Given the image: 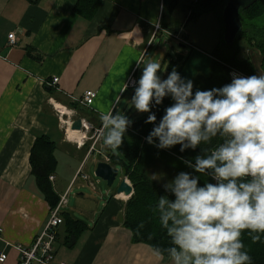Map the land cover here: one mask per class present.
Segmentation results:
<instances>
[{
    "label": "crops",
    "instance_id": "crops-1",
    "mask_svg": "<svg viewBox=\"0 0 264 264\" xmlns=\"http://www.w3.org/2000/svg\"><path fill=\"white\" fill-rule=\"evenodd\" d=\"M80 1L0 0V255L8 256L0 264H19L17 248L31 246L49 218L51 206L32 174L31 155L38 137L47 136L56 145L58 167L50 181L60 198L68 194L63 215L83 221L66 209L74 183L86 181L80 173L84 175V163L91 157L89 141L102 126L99 114L110 111L119 95L120 102L114 106L132 124L149 115L130 107L135 90L130 83L142 74L143 65L138 68L137 60L161 63L165 79L173 68L194 84L198 78L211 76L217 42L211 46V54L196 48L191 38L183 35L186 27L178 21L183 15L181 5L169 20L179 31L174 37L162 26L164 0H100L93 15L89 0L83 2L80 12L77 10ZM215 15L205 14L196 21ZM12 34L16 38L13 46L9 45ZM183 38L184 44L180 40ZM171 40H177L181 49L173 46L169 51ZM188 47L192 54L183 52ZM154 53H159V58H151ZM183 55L188 57L184 69L183 62L176 60ZM248 58L256 75L264 73L261 60ZM54 78H59V83L50 85ZM125 83L128 88L122 91ZM87 91L98 96L91 107L85 108L75 100L82 99ZM60 106L67 111L62 121L57 112ZM79 117L88 127L73 131L72 123ZM69 132L77 133L75 139ZM100 142L98 163H110L108 153L116 150L104 146L102 137ZM73 148L81 163L76 165L71 159L67 180L60 169V158ZM122 196L116 192L90 223L83 221L87 229L73 246L65 244L68 228L64 223L59 228L53 264H171L165 255L158 258L152 246L135 242L133 231L125 225L130 198Z\"/></svg>",
    "mask_w": 264,
    "mask_h": 264
},
{
    "label": "clouds",
    "instance_id": "clouds-1",
    "mask_svg": "<svg viewBox=\"0 0 264 264\" xmlns=\"http://www.w3.org/2000/svg\"><path fill=\"white\" fill-rule=\"evenodd\" d=\"M141 65L130 107L149 113L145 123L154 126L147 143L160 150L180 145L181 153L204 146L194 162L182 158L192 172L162 184L165 194L152 211L169 246L157 248L156 256L166 254L171 264H252L243 237L253 243L264 237V73L234 72L230 83L194 92V82L175 68L162 79L161 63L141 58ZM166 97L173 103L156 123L152 109ZM119 102L118 95L112 109L99 114L103 145L113 151L133 123L116 110ZM214 139L222 142L207 147ZM202 177L210 180L201 184Z\"/></svg>",
    "mask_w": 264,
    "mask_h": 264
},
{
    "label": "trees",
    "instance_id": "trees-1",
    "mask_svg": "<svg viewBox=\"0 0 264 264\" xmlns=\"http://www.w3.org/2000/svg\"><path fill=\"white\" fill-rule=\"evenodd\" d=\"M84 1L81 0L78 5L77 10L79 12ZM182 1L164 0L165 11L162 26H165V29L171 32L174 37L179 34V31L172 28L173 23L169 20ZM100 3V0L88 1L92 15L98 10ZM225 4L226 0H192L191 4L188 5L190 13L188 23L198 20L205 14L215 13L224 27L222 12ZM241 17L244 23L243 33L234 46L226 45L224 40L220 42L213 53L214 61L211 68V76L209 78H198L197 83L194 84V92L197 89L209 90L230 83L231 67L237 68L248 75H256V69L250 58L239 59L241 50L238 44L242 39H246L249 45H254L259 51L260 49L262 50L263 54H261L264 58V26H260L262 22L264 25V0H258L252 7L243 9ZM164 22L165 25L163 24ZM182 43H185L184 38ZM176 60L180 63L183 62L184 69L188 62V57L183 55V58L179 56ZM172 103L171 98L166 97L162 105L152 109L157 116L156 123L164 115L165 108L171 106ZM146 119L132 124L125 134L124 142L120 149H117L116 152L108 153L107 157H109L111 165L122 169L124 177L128 178L134 188V194L126 204L125 225L133 231L135 242L145 243L154 249H163L169 246V238L160 227L158 216L154 215L152 208L156 204L158 196L165 193L162 185L152 180L150 171L159 166H164L165 171H173L176 175L180 172H192L193 170L183 163V159L193 160L194 162V157L202 154L204 146L198 147L195 151L188 149L183 153L179 151L180 145L173 146L172 149H157L153 145L148 144L145 139L154 126L153 124L145 123ZM99 127L101 128L102 126ZM218 142L222 141L214 139L212 144L207 147H214ZM55 150L56 145L49 137L40 136L36 140L31 155L32 174L35 176L37 185L45 196L46 201L50 204L51 209L56 208L61 200L55 192L53 183L50 181V177L55 175L58 167ZM169 177L171 179L174 178L171 175ZM206 179L210 180V178L202 177L201 184ZM63 219L68 228L65 244L73 246L84 230L87 229V224L83 221L75 220L68 214H64ZM140 225H143V227ZM243 239L252 257V264H264V237L257 243H253L247 234L244 235ZM165 256L167 255L165 254Z\"/></svg>",
    "mask_w": 264,
    "mask_h": 264
},
{
    "label": "rangeland",
    "instance_id": "rangeland-1",
    "mask_svg": "<svg viewBox=\"0 0 264 264\" xmlns=\"http://www.w3.org/2000/svg\"><path fill=\"white\" fill-rule=\"evenodd\" d=\"M192 0H183V3L180 6L181 11H183V15L181 14L178 18V21L183 25V27H186L183 29V35L189 36L191 38V41L196 46V48L203 49L204 51H207L212 54L213 51L210 50L211 46L217 42L216 45H219L221 41L224 40V27L221 23L220 18L214 17H208L207 19L203 21H194L192 23L188 24V12L189 7L188 5L191 4ZM216 18V19H215ZM217 21V22H216ZM218 23V25H217ZM264 26L263 22L261 23ZM221 26V29L219 27ZM159 42V40H158ZM177 48L178 50L181 49V44L176 40H171V45L169 51L172 50V47ZM241 52L239 54V59L244 60L245 58H248V56H256L257 60L262 61V66L264 64V58L262 57L263 52L260 49L261 52H259L257 47L254 45H249L246 42V39H242L240 43L238 44ZM159 48V47H158ZM264 51V50H263ZM183 52L185 54H192L193 50L191 48H183ZM206 53V52H204ZM262 53V54H261ZM153 59L159 58V53H154L151 55ZM170 59V58H168ZM155 61V60H154ZM156 62V61H155ZM171 61L169 60V63ZM158 75L161 76L162 79H165L166 76L164 74V71H160ZM91 144V147L94 144V141H89ZM102 146L101 142L98 141L96 145V149H99ZM108 149V148H107ZM98 151V150H97ZM96 153V154H95ZM89 159H87L84 163V175H87L90 177L89 181H84L82 179H79L76 183H74L73 187L71 188V194L69 195V206L67 207L66 211L70 212V210H73L75 213V216L78 219H81L83 221H86L90 223L93 215L95 213H101L104 209V205L108 202L110 197H112L118 190L119 185L121 184L123 180V172L120 170V174L112 188H109L107 186V183L98 178L96 176V169L98 166V160L99 155L97 152H95ZM61 157V172L63 174L64 179H69L66 177V174L71 175V169H72V161L71 159H74L76 162V165H80L81 161H78L79 155L76 150V148H73L68 154H64ZM166 172V173H165ZM151 176L159 177L157 181L161 185L163 183L168 182L171 178V176H175L176 173L173 171H165L164 166H159L157 168H154L150 171ZM164 176V177H163ZM172 177V178H173ZM67 180L64 181V185L66 186ZM95 188H94V187ZM79 209H83L85 212L82 213L79 211ZM99 217V215L97 216Z\"/></svg>",
    "mask_w": 264,
    "mask_h": 264
},
{
    "label": "built area",
    "instance_id": "built-area-1",
    "mask_svg": "<svg viewBox=\"0 0 264 264\" xmlns=\"http://www.w3.org/2000/svg\"><path fill=\"white\" fill-rule=\"evenodd\" d=\"M9 45L13 46L16 43V38L15 34H12L9 36ZM183 41L182 39H180ZM239 73L243 76H250L243 71L231 67V72H230V77L232 80V73ZM59 78H54L53 82L49 83L50 85H56L59 83ZM136 81H131L130 85L135 87L136 86ZM98 94L97 92L94 91H87L82 99H77L75 100L77 103L85 106V107H91ZM62 107V106H60ZM56 108V107H55ZM63 109V110H61ZM59 109L57 107V112L59 113V117L62 121L63 115L67 114V111L64 110L62 107ZM84 126H86V122L84 121ZM100 129L96 130L95 134L93 137H91V140L94 141L93 146L90 149L89 154L93 155L95 152H97L96 144L98 141L101 139L100 135ZM101 153V152H100ZM102 155V154H101ZM81 176L86 180L89 181V177L86 175H83V172L81 171ZM50 180L53 181L54 177L51 176ZM68 203V194L64 195L58 206L56 208H53L50 210L49 213V218L42 229V231L36 236L33 244L31 246H26V247H18L17 250L20 253V259H19V264H53L55 255H56V243L59 235V228L64 224V219H63V207ZM8 256L6 253H3L0 255V262L4 263L6 262ZM62 264H67V263H62Z\"/></svg>",
    "mask_w": 264,
    "mask_h": 264
},
{
    "label": "water",
    "instance_id": "water-1",
    "mask_svg": "<svg viewBox=\"0 0 264 264\" xmlns=\"http://www.w3.org/2000/svg\"><path fill=\"white\" fill-rule=\"evenodd\" d=\"M257 2L258 0H226V4L222 12L224 41L226 45L234 46L244 31L241 11L252 7ZM84 128V120L82 117L75 120L71 126L73 131H83ZM95 174L98 178L104 180L109 188H112L120 174V170L108 162L101 161L98 163ZM117 194L125 195L129 198L133 196L134 188L127 178H123L118 187Z\"/></svg>",
    "mask_w": 264,
    "mask_h": 264
},
{
    "label": "bare ground",
    "instance_id": "bare-ground-1",
    "mask_svg": "<svg viewBox=\"0 0 264 264\" xmlns=\"http://www.w3.org/2000/svg\"><path fill=\"white\" fill-rule=\"evenodd\" d=\"M59 108V107H58ZM62 108V107H61ZM63 110V109H62ZM70 133V138L71 139H75V137H76V132H69ZM79 133V132H78ZM82 142V141H81ZM83 143V142H82ZM121 198H123V199H125V200H128L129 199V197H127V196H125V195H123Z\"/></svg>",
    "mask_w": 264,
    "mask_h": 264
}]
</instances>
